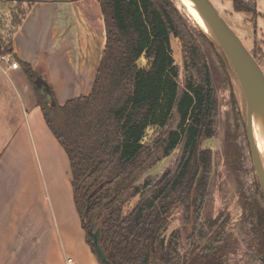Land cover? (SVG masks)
I'll use <instances>...</instances> for the list:
<instances>
[{"label":"trees","instance_id":"trees-1","mask_svg":"<svg viewBox=\"0 0 264 264\" xmlns=\"http://www.w3.org/2000/svg\"><path fill=\"white\" fill-rule=\"evenodd\" d=\"M97 2L105 46L87 95L60 104L38 71L19 64L48 129L68 157L73 202L86 242L104 264L91 243L89 226L94 223L108 264H228L231 220L201 216L211 162V151L201 142L215 132L218 74L223 87L230 85L226 61L175 0ZM232 6L236 12L257 13L255 4L244 0H232ZM25 13L23 9L12 20V27ZM172 38L180 44L181 70L172 56ZM8 40L0 31L1 54L12 52ZM250 51L257 58V48ZM142 55L144 66L138 64ZM234 105L232 95L224 154L241 180L237 139L245 136V129ZM149 126L154 131L145 140ZM177 147L174 165L140 187L144 174ZM241 201L252 246L245 255L247 264H264L263 199L258 194ZM178 213L184 221L182 251L174 237L178 231L163 235Z\"/></svg>","mask_w":264,"mask_h":264},{"label":"crops","instance_id":"crops-1","mask_svg":"<svg viewBox=\"0 0 264 264\" xmlns=\"http://www.w3.org/2000/svg\"><path fill=\"white\" fill-rule=\"evenodd\" d=\"M24 5L20 23L1 31L13 58L38 71L58 103L87 95L105 46L97 0ZM67 258L99 264L73 202L68 157L21 66L0 60V264Z\"/></svg>","mask_w":264,"mask_h":264},{"label":"rangeland","instance_id":"rangeland-1","mask_svg":"<svg viewBox=\"0 0 264 264\" xmlns=\"http://www.w3.org/2000/svg\"><path fill=\"white\" fill-rule=\"evenodd\" d=\"M217 7L220 14L225 18L227 23L238 34L246 47L257 48L256 59L264 70V0H244L249 4H255L257 13L252 12H236L233 10L232 0H211ZM25 8L24 2L18 4L15 1H0V31L7 29L10 32L12 29L14 18L21 16V12ZM4 9V10H3ZM183 12V10H182ZM191 22L195 27L202 28L207 34L204 27L207 25L200 14L197 17L191 18ZM171 52L174 58V63L181 70L182 55L178 39L172 38ZM146 58L142 55L138 64L144 66ZM225 70L230 78V85L223 87L221 76H217L218 89V116L215 126V132L212 137L201 142L203 148H208L211 151L210 169L207 175L206 198L201 211L202 217H219V220L228 217L231 220L230 229L233 233V240H230L231 250L228 254V264H247L245 255L251 250V241L246 234L244 222L241 219L242 205L241 197L254 199L261 195L262 191L256 172L254 170L252 159L249 153L246 134L239 137L237 142L242 148V177L241 180L231 170L229 161L224 154V133H225V117L226 112L230 108L232 95L234 96L235 107L238 109L243 121V113L245 111L241 99V93L236 85V82L231 72L227 68ZM154 131V126L147 128L144 139L146 140ZM179 148L174 149L169 155L158 161L144 176L139 180L140 187L143 182H153L166 168L174 165ZM143 183V184H142ZM136 199V198H135ZM135 201V200H134ZM132 202L130 203V205ZM264 206V201L262 203ZM183 217L180 213L176 217L171 218L167 230L163 233L165 237H169L176 230L178 234L174 235L178 242V248L182 251L183 241ZM94 231V230H93ZM68 259V258H67ZM67 261V260H66ZM68 264H72L68 263Z\"/></svg>","mask_w":264,"mask_h":264},{"label":"water","instance_id":"water-1","mask_svg":"<svg viewBox=\"0 0 264 264\" xmlns=\"http://www.w3.org/2000/svg\"><path fill=\"white\" fill-rule=\"evenodd\" d=\"M15 2H59V1H75V0H5ZM195 9L204 19L210 33L206 35L213 40L222 53L230 74L234 78L237 87L241 93L242 103L245 111L243 113L244 129L252 159V164L256 172L258 182L262 191L264 201V170L260 160L259 152L253 134L252 118L253 116L264 120V70L253 56L251 51L246 47L238 34L227 23L225 18L220 14L217 7L211 0H189ZM177 3V0H175ZM177 8L181 10L178 6ZM202 29V28H201ZM203 30V29H202ZM50 99V97H48ZM198 172L197 179L200 176ZM94 223L89 226V234L91 236L92 246L104 263L108 264L106 254L100 246L99 238L100 229L94 231Z\"/></svg>","mask_w":264,"mask_h":264},{"label":"bare ground","instance_id":"bare-ground-1","mask_svg":"<svg viewBox=\"0 0 264 264\" xmlns=\"http://www.w3.org/2000/svg\"><path fill=\"white\" fill-rule=\"evenodd\" d=\"M176 5L181 10H183V12H185L186 16L190 20H192L191 18L197 17V15L199 14V12L195 9V7L191 4L189 0H177ZM204 28L206 31L209 30L208 26H207L208 29H206V27ZM251 132L253 134V138L255 140L257 150L259 152L260 160H261L263 170H264V120L262 118L253 116Z\"/></svg>","mask_w":264,"mask_h":264},{"label":"built area","instance_id":"built-area-1","mask_svg":"<svg viewBox=\"0 0 264 264\" xmlns=\"http://www.w3.org/2000/svg\"><path fill=\"white\" fill-rule=\"evenodd\" d=\"M0 60L4 61L8 64L9 68H17L19 66L17 60L12 57L11 53H0ZM72 260L70 258L67 259V263H71Z\"/></svg>","mask_w":264,"mask_h":264},{"label":"flooded vegetation","instance_id":"flooded-vegetation-1","mask_svg":"<svg viewBox=\"0 0 264 264\" xmlns=\"http://www.w3.org/2000/svg\"><path fill=\"white\" fill-rule=\"evenodd\" d=\"M229 241V240H228Z\"/></svg>","mask_w":264,"mask_h":264}]
</instances>
